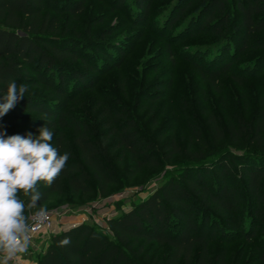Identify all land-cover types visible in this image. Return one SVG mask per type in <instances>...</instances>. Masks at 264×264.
<instances>
[{
	"label": "trees",
	"instance_id": "1",
	"mask_svg": "<svg viewBox=\"0 0 264 264\" xmlns=\"http://www.w3.org/2000/svg\"><path fill=\"white\" fill-rule=\"evenodd\" d=\"M150 1L138 0L139 10ZM227 1L200 0L203 21L223 39L236 35V48L242 50L253 43L255 32L264 31V0H233L235 13L224 11ZM85 2L0 0V94L6 92L8 82L13 80L30 88L25 98L0 117V132L5 137L26 136L38 135L43 126L52 132L56 129L53 146L61 154L69 153L66 167L54 183L50 187L40 183L42 199L38 206L65 190L75 195L91 194L95 184L106 194L109 186L119 179L113 160L121 162L125 153L131 163L126 171L130 178L144 166L161 163L153 141L131 116L124 115V109L100 103L92 112L74 111L81 108L80 96L96 86L94 74L100 69L79 49L80 41L56 35L57 18L51 12L76 14ZM122 2L117 1L118 5ZM218 11L222 15L214 20ZM95 52L112 59L105 49ZM221 57L210 66V72L205 70L212 77L230 68L232 61ZM35 87H43L40 95L31 92ZM211 124L213 132H219L222 138L221 127L214 121ZM241 128L243 136H250L258 149L264 148V114L250 127L245 124ZM64 129L71 130V138ZM236 130L231 129L230 134L236 136ZM164 147L169 159L182 152L174 139L166 141ZM117 151L118 158L111 160ZM262 160L264 157L260 162L247 161L228 152L215 156L209 163L182 165L177 173H169L148 198L108 219L111 236L102 229L80 224L53 234L35 264H139L128 250L140 240L169 249L165 261L157 264H231L227 247L213 255L211 244L218 238L230 242L237 235L256 239L260 251L257 262L264 264ZM65 239L69 240L67 245L61 243ZM240 261L238 258L233 264H241Z\"/></svg>",
	"mask_w": 264,
	"mask_h": 264
},
{
	"label": "rangeland",
	"instance_id": "2",
	"mask_svg": "<svg viewBox=\"0 0 264 264\" xmlns=\"http://www.w3.org/2000/svg\"><path fill=\"white\" fill-rule=\"evenodd\" d=\"M117 1L86 0L79 13L51 12L57 18L56 35L80 41L79 49L100 69L94 74V89L80 96L81 108L73 109L79 114L92 112L100 103L124 109V115L131 116L153 141L161 163L144 166L130 178L126 171L131 163L125 153L121 162L113 160L119 179L106 194L95 184L91 194L75 195L65 190L54 196L42 206L59 212L55 230L32 239L28 251L14 264H35L53 234L80 224L111 236L107 220L148 198L169 173H177L182 165L209 163L228 152L247 161L260 162L264 157V148L258 149L250 136H243L241 128L245 124L250 127L264 114V31L255 32L253 43L240 50L236 48V35L223 39L204 23L200 0H151L142 10L138 0H123L121 5ZM224 11L236 12L233 0L226 2ZM221 15L216 12L214 20ZM100 48L112 59L95 52ZM220 57L232 63L225 72L212 77L210 66ZM105 69L109 70L102 73ZM42 91L43 87L31 89L39 95ZM212 121L223 130L222 138L219 132H213ZM231 129H238L236 136L230 134ZM64 132L71 138V130ZM55 133L56 129L53 136ZM170 139L182 152L169 159L164 145ZM118 153L111 160L118 158ZM257 244L256 239L237 235L230 242L216 239L210 251L216 255L227 247L231 264L238 258L241 264H259ZM168 250L165 245L140 240L128 254L139 264H157L165 261Z\"/></svg>",
	"mask_w": 264,
	"mask_h": 264
},
{
	"label": "clouds",
	"instance_id": "3",
	"mask_svg": "<svg viewBox=\"0 0 264 264\" xmlns=\"http://www.w3.org/2000/svg\"><path fill=\"white\" fill-rule=\"evenodd\" d=\"M27 91V85L9 81L6 92L0 94V117L25 98ZM38 133L5 137L0 132V264H14L28 251L33 231L30 222L43 221L48 215L45 207H37L42 199L39 185L43 182L50 187L69 160L68 152L61 154L53 146L50 128L40 127ZM61 243L67 245L69 240Z\"/></svg>",
	"mask_w": 264,
	"mask_h": 264
},
{
	"label": "built area",
	"instance_id": "4",
	"mask_svg": "<svg viewBox=\"0 0 264 264\" xmlns=\"http://www.w3.org/2000/svg\"><path fill=\"white\" fill-rule=\"evenodd\" d=\"M48 215L47 218L43 221L37 222V221H31L33 225V231H32V239H34L37 235L49 233L51 231L55 230L57 215L59 212L47 210Z\"/></svg>",
	"mask_w": 264,
	"mask_h": 264
}]
</instances>
